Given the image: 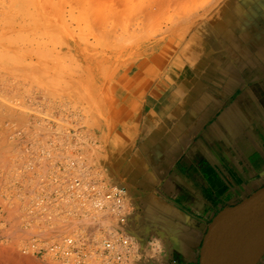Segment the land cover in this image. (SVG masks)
Returning a JSON list of instances; mask_svg holds the SVG:
<instances>
[{
    "label": "crops",
    "instance_id": "obj_1",
    "mask_svg": "<svg viewBox=\"0 0 264 264\" xmlns=\"http://www.w3.org/2000/svg\"><path fill=\"white\" fill-rule=\"evenodd\" d=\"M155 62L115 88L106 169L131 207L116 229L134 263L199 264L215 217L264 188V0H225Z\"/></svg>",
    "mask_w": 264,
    "mask_h": 264
},
{
    "label": "bare ground",
    "instance_id": "obj_2",
    "mask_svg": "<svg viewBox=\"0 0 264 264\" xmlns=\"http://www.w3.org/2000/svg\"><path fill=\"white\" fill-rule=\"evenodd\" d=\"M151 1L150 9L147 5L148 15L144 14V21L140 18L139 21L145 22L150 15L152 19L163 16L156 11L164 8L167 1ZM179 1L169 0L172 4L169 8L178 6ZM122 6L118 2L108 7L109 20ZM177 6L173 7L174 12L179 11ZM117 31L116 27L109 34L114 36ZM1 35L5 36H0V264H40L36 256H40L45 264H101L106 251L110 254L118 249L128 252L125 245H120L121 238L132 243V252L121 263L108 264H137L134 263V254L138 252V247L133 239L116 229L118 224L125 223L129 218L131 207L128 196L124 206H121L123 211H118L117 206L114 209L112 201H106L103 195L117 186L104 185L100 181H70L69 173L73 165L70 158L74 154L69 155L68 151L70 138L64 127L67 122L65 125L62 122L63 127L59 122L60 132L56 137L52 126L55 118L50 114L52 104L41 105L44 101L39 103L35 97L38 94L34 81L36 50L32 48L33 44L30 46V42L23 41L25 38L22 36L21 42L16 39L17 34L11 39L4 33ZM64 48L75 55L78 74L97 73L98 63L95 65L90 61L87 65L89 58L76 52L73 45L63 46L62 50ZM56 108L60 109L58 104ZM74 159L78 160L77 156Z\"/></svg>",
    "mask_w": 264,
    "mask_h": 264
},
{
    "label": "rangeland",
    "instance_id": "obj_3",
    "mask_svg": "<svg viewBox=\"0 0 264 264\" xmlns=\"http://www.w3.org/2000/svg\"><path fill=\"white\" fill-rule=\"evenodd\" d=\"M166 1L167 6L169 0ZM183 1L180 0L176 5L179 11L174 12L173 7L176 6L169 8L172 6L169 4L167 9L165 6L156 11L162 17L152 19L150 15L143 22L144 14L148 15L147 11L152 5L151 0H0L1 34L9 38L17 34V40L22 42L25 38L23 41L30 42V46L33 44L32 48L36 50L34 81L38 94L35 97L39 103L44 101L41 105L52 104L49 112L55 118L52 126L56 137L61 123L65 125L67 122L68 126L63 123L61 126L66 127L69 133V155L74 154L70 158L73 164L69 173L70 181L79 179L100 181L104 185L108 183L106 148L116 116L117 83L137 77L140 69L146 67L150 60L156 76L160 72V63L155 62L159 54L172 53L177 43L186 39L201 23L208 21L225 0ZM118 2L123 5L121 10L109 20L108 7ZM139 18L143 21H139ZM1 22L6 26L1 25ZM136 23L138 26H134ZM116 27L117 33L110 35V31ZM21 36L24 37L22 40ZM67 45H73L76 52L89 58L87 65L90 61L95 65L98 63L97 73L78 74L75 55L69 53L67 48L62 50ZM57 104L60 109L56 108ZM79 163L83 167L79 168ZM55 181L59 180L55 178ZM35 258L40 264H45L40 256Z\"/></svg>",
    "mask_w": 264,
    "mask_h": 264
},
{
    "label": "water",
    "instance_id": "obj_4",
    "mask_svg": "<svg viewBox=\"0 0 264 264\" xmlns=\"http://www.w3.org/2000/svg\"><path fill=\"white\" fill-rule=\"evenodd\" d=\"M264 258V188L219 213L204 236L199 264H259Z\"/></svg>",
    "mask_w": 264,
    "mask_h": 264
},
{
    "label": "built area",
    "instance_id": "obj_5",
    "mask_svg": "<svg viewBox=\"0 0 264 264\" xmlns=\"http://www.w3.org/2000/svg\"><path fill=\"white\" fill-rule=\"evenodd\" d=\"M103 195H105L106 201H112L114 209L117 206L118 211H123V208L121 206H124V203L128 196L125 187L111 188L110 191L104 192ZM119 242L121 246L125 245V247L127 248L126 251L128 252H124L121 249H118L116 253L110 254L108 251H106L103 259H101V264H108L109 262L121 263L124 257L129 258L132 252L130 251V249L132 248V243L124 238H121Z\"/></svg>",
    "mask_w": 264,
    "mask_h": 264
},
{
    "label": "clouds",
    "instance_id": "obj_6",
    "mask_svg": "<svg viewBox=\"0 0 264 264\" xmlns=\"http://www.w3.org/2000/svg\"><path fill=\"white\" fill-rule=\"evenodd\" d=\"M149 246L152 247L153 251L155 252L157 249L162 248L161 241L159 239H153L149 241Z\"/></svg>",
    "mask_w": 264,
    "mask_h": 264
}]
</instances>
